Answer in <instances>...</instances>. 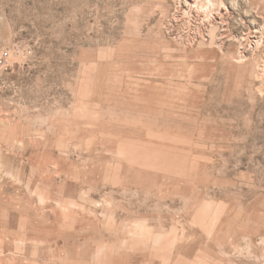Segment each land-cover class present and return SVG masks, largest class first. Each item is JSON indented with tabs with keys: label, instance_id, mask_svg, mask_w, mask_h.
I'll use <instances>...</instances> for the list:
<instances>
[{
	"label": "rangeland",
	"instance_id": "obj_1",
	"mask_svg": "<svg viewBox=\"0 0 264 264\" xmlns=\"http://www.w3.org/2000/svg\"><path fill=\"white\" fill-rule=\"evenodd\" d=\"M208 1L0 0V264H264V0Z\"/></svg>",
	"mask_w": 264,
	"mask_h": 264
},
{
	"label": "bare ground",
	"instance_id": "obj_2",
	"mask_svg": "<svg viewBox=\"0 0 264 264\" xmlns=\"http://www.w3.org/2000/svg\"><path fill=\"white\" fill-rule=\"evenodd\" d=\"M181 1H182V0H177V3H181ZM208 3H209V4H212V3H211V0L208 1ZM223 3H224V2H223ZM220 6H221V5H220ZM223 7H224V6H223Z\"/></svg>",
	"mask_w": 264,
	"mask_h": 264
}]
</instances>
